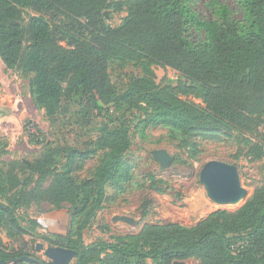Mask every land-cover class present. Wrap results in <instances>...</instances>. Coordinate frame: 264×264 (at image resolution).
I'll use <instances>...</instances> for the list:
<instances>
[{"label": "trees", "instance_id": "obj_1", "mask_svg": "<svg viewBox=\"0 0 264 264\" xmlns=\"http://www.w3.org/2000/svg\"><path fill=\"white\" fill-rule=\"evenodd\" d=\"M236 1L239 18L218 0L207 3V16L197 10L195 0H0V59L5 66H18L32 75L30 96L48 117L58 113L62 95L82 89L99 111L98 102L138 108L135 127L140 137L145 138L150 127L165 128L171 141L188 147L197 158L198 139L230 141L235 130L248 129L253 111L264 108V0ZM111 3L116 10L126 9L116 27L105 23ZM26 8L36 14L27 25L31 42L23 48L17 17ZM59 40L68 47L58 45ZM108 57L131 60L141 68V75L119 93L102 72ZM155 63L174 67L197 82L205 106L181 97L195 91L193 86L156 83L151 68ZM130 148V128L118 117L114 126L101 130L91 148L65 151L63 169L49 190L56 205L71 206L76 224L65 232H50L53 239L48 245L75 249L73 264H171L191 257L199 264H264V180L236 210L217 209L191 226L145 225L136 234L85 244L84 231L107 201L109 190L116 195L134 184L157 193L170 188L168 181L151 172L137 181ZM5 149L0 139V156ZM53 151L26 161L25 168L43 174L54 163ZM99 152L103 157L91 174L81 177ZM12 174L0 165L1 197L33 182V174L22 182ZM149 204V199L143 200L141 218ZM17 205L15 199L0 201V233L10 241L5 245L0 236V262L31 256ZM29 223L39 224L32 219Z\"/></svg>", "mask_w": 264, "mask_h": 264}, {"label": "rangeland", "instance_id": "obj_2", "mask_svg": "<svg viewBox=\"0 0 264 264\" xmlns=\"http://www.w3.org/2000/svg\"><path fill=\"white\" fill-rule=\"evenodd\" d=\"M122 1L124 0H114ZM209 1L195 0L197 10L205 16L209 14ZM218 1L226 4L234 17L241 16L236 0ZM112 4L105 10V23L109 27H116L126 16V9L116 10ZM35 14L30 8L20 9L18 14L17 21L23 29V48L31 42L27 25ZM57 43L64 48L68 47L65 40H59ZM151 68L158 84L193 86L195 91L181 97L205 106L199 94L202 88L197 82L168 65L155 63ZM102 72L109 85L119 93L126 88L130 79L141 75V68L131 60L108 57ZM31 76L23 73L18 66H5L0 59V139L6 143V149L0 156V165L22 182L26 176L33 174L25 168L26 161L32 162L53 149L54 163L43 174H33L30 186L18 185L6 196H0V201L17 200L16 216L28 230V235L24 237L27 251L38 260L46 259L42 251L35 249L37 242L42 240L44 246H48V242L53 239L50 232H65L76 224L70 217L71 206L66 202L60 206L56 205L49 190L56 173L63 169L65 151L70 147L91 148L101 130L106 126H114L118 117L130 128L131 148L128 155L135 166L136 180L141 181L144 174L151 172L157 178L168 181L170 188L165 193H157L134 184L130 189L116 195L109 190L107 201L98 209L90 226L84 231L85 244L136 234L145 225L174 222L191 226L217 209L236 210L251 197L254 185L264 180V108L253 111L249 116L248 129L243 132L235 130L230 141L219 143L198 139L201 153L194 158L188 147L169 139L165 128L150 127L146 130V137H140L135 127L136 117L139 115L138 108L124 103L98 102L102 108L99 111L92 106L88 94L82 89L70 95H62L58 113L54 117H48L30 96ZM155 149H164L174 157L169 167L162 168L153 158L152 151ZM103 154L99 152L85 165L80 173L81 177L91 174ZM210 159L237 166L241 184L247 190L243 200L236 204L220 205L206 195L198 176L203 163ZM144 199H149L150 204L146 207V217L141 218V204ZM53 212L58 213L53 216ZM114 216L129 217L133 222L113 220ZM29 219L38 221L39 224H31ZM0 236L5 245L10 244L4 233L1 232ZM104 256L105 254H101V257ZM181 261L182 264H199L194 257Z\"/></svg>", "mask_w": 264, "mask_h": 264}, {"label": "water", "instance_id": "obj_3", "mask_svg": "<svg viewBox=\"0 0 264 264\" xmlns=\"http://www.w3.org/2000/svg\"><path fill=\"white\" fill-rule=\"evenodd\" d=\"M153 158L159 162L162 168H167L174 157L164 149L152 151ZM199 182L204 186L206 195L216 204H236L247 195V190L242 186L237 166L225 161L210 159L203 163L199 171ZM120 219L132 223L133 220L125 216H114L113 220ZM37 251H42L46 264H73L77 251L62 246H44L43 243L35 244ZM31 256L0 262V264H15L18 262H33L43 264ZM172 264H182L181 260H174Z\"/></svg>", "mask_w": 264, "mask_h": 264}, {"label": "crops", "instance_id": "obj_4", "mask_svg": "<svg viewBox=\"0 0 264 264\" xmlns=\"http://www.w3.org/2000/svg\"><path fill=\"white\" fill-rule=\"evenodd\" d=\"M54 213H55V214H57L58 212H53V216H55V214H54ZM56 220H57V219H56ZM56 220H55V221H56ZM51 224H53V223H51ZM53 232H54V231H53ZM58 232H59V231H58Z\"/></svg>", "mask_w": 264, "mask_h": 264}]
</instances>
